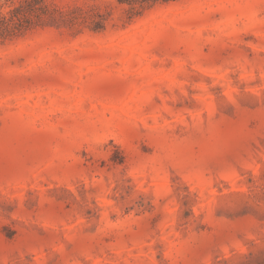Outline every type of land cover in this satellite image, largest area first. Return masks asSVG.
Here are the masks:
<instances>
[{"label":"rangeland","instance_id":"rangeland-1","mask_svg":"<svg viewBox=\"0 0 264 264\" xmlns=\"http://www.w3.org/2000/svg\"><path fill=\"white\" fill-rule=\"evenodd\" d=\"M0 43V264H264V0H46Z\"/></svg>","mask_w":264,"mask_h":264},{"label":"trees","instance_id":"trees-1","mask_svg":"<svg viewBox=\"0 0 264 264\" xmlns=\"http://www.w3.org/2000/svg\"><path fill=\"white\" fill-rule=\"evenodd\" d=\"M136 14L160 2L177 0H118ZM59 12L46 0H0V43L34 28L59 25Z\"/></svg>","mask_w":264,"mask_h":264}]
</instances>
